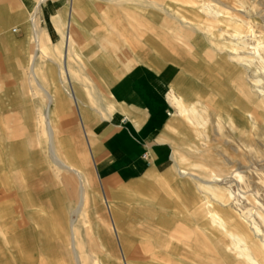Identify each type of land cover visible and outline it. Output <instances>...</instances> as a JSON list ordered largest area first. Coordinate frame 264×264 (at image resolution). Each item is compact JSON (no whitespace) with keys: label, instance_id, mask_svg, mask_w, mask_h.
Instances as JSON below:
<instances>
[{"label":"rangeland","instance_id":"1","mask_svg":"<svg viewBox=\"0 0 264 264\" xmlns=\"http://www.w3.org/2000/svg\"><path fill=\"white\" fill-rule=\"evenodd\" d=\"M33 1L24 12L12 13L4 7L5 0H0V22H5L4 28L11 32L14 42L25 40L22 25L15 18L31 11ZM138 1L133 5L82 0L75 17L88 35L110 34V42L128 56V61L137 59L148 64L157 53L164 60L158 73L168 84L174 83L179 89L185 85L191 97L207 101L214 117L209 115V124L204 127L186 124L175 130L177 116H172L174 111L168 102V127L174 134L170 142L173 161L169 158L172 148L159 142L140 176L155 169L148 183L162 200L153 207L142 196L123 197L118 210L127 212L122 210L115 216L121 244L113 235V245H85L78 254L87 261L79 264H159V257L166 258L165 264H248L233 258L232 253H237L233 248L238 250V246L233 245L231 234L243 236L258 263L264 264V254L259 251L264 241V0ZM209 8L218 12L217 17ZM236 36L242 45L230 51ZM5 37L0 32V124L1 116L12 119L10 124L15 118L21 123L26 107L38 110L34 105H39L41 93L27 89L23 93L20 85L26 78L19 67L20 56L4 45ZM87 41L92 39L87 37ZM30 47L22 52L26 58ZM91 47L95 49L90 55L100 49L98 44ZM43 57H48L45 52ZM113 71L118 76L129 74L120 67ZM94 118L99 120V115ZM23 122L22 133L9 138L23 148L19 165L10 169L6 157L0 158V264H78L62 220L64 198L55 179L56 166L46 148L38 146L32 122ZM79 135L89 163L90 185L104 197L91 167L88 136L80 125ZM179 153L191 159L188 169L195 177L189 188L177 192L186 203L183 206L181 200L170 197L165 184L170 170L180 166L176 157ZM208 172L221 175L216 191L221 201L197 188V184L202 187L205 180H210L205 175ZM182 209L185 215H193L186 229L180 230L190 237L171 231L176 230V217L181 216ZM214 213L224 220L223 228L212 223ZM94 216L100 223V216L89 212L90 219ZM166 218V226L161 227ZM90 222L85 228L95 223ZM256 228L260 230L257 237ZM91 234L93 241L96 238ZM164 240L171 242L168 248L161 244Z\"/></svg>","mask_w":264,"mask_h":264},{"label":"crops","instance_id":"2","mask_svg":"<svg viewBox=\"0 0 264 264\" xmlns=\"http://www.w3.org/2000/svg\"><path fill=\"white\" fill-rule=\"evenodd\" d=\"M11 1L5 0L3 6L7 11L14 13L24 12L32 0ZM107 1L128 2L133 5L140 2L138 0ZM33 2L31 11H26L24 17L20 15L19 18H15L17 23L22 25L24 42L12 40L11 32L4 28V21L0 22V32L7 37H5L7 43L4 45L11 46L21 57L18 63L26 78L20 85L23 93L25 89L41 93V99L37 102L39 105H34L38 110L35 108L29 110L26 107L22 119L26 124L32 122L38 146L45 147L51 158L52 156L54 158L52 160L56 166L55 179L62 187L64 198L62 220L69 232L76 262L85 263L87 259L80 258L78 254L85 245L99 244L102 248L107 246V242L113 245V235L121 244L122 235L117 230L115 216L122 210L127 212L125 209L118 210L122 206L123 197L142 196L153 207L159 205L162 200L157 189L148 183L152 181L150 175L155 169L151 168L142 177L140 176L149 166L159 142L165 148H172L170 142L174 134L168 127L170 120L168 96L171 94L177 98L184 105V109L188 106L189 111L193 109L196 118L193 121L191 115L182 114L177 111L174 103L169 102L174 111L172 116H177L174 119L177 124L173 127L175 130L179 126L185 128L186 124L192 127L208 125V116H212V108L207 101L204 103L200 98L191 97L185 83L183 89L177 88L174 83L168 84L161 72L158 73L164 60L157 53L153 54L155 57L151 58L148 64H141L137 59L128 61V56L112 45L109 40L110 34L107 36L92 32L88 35L75 17V9L82 4V0H34ZM87 37L92 41L84 42ZM93 44H98L100 49L90 55L95 49L91 47ZM26 47H30L28 58L22 53ZM43 47L48 56L46 58L43 57ZM7 63L10 64L9 61ZM119 67L129 74L115 75L113 69ZM1 107L3 105H0V112ZM13 115L17 117L16 113ZM97 115L99 120L94 118ZM16 119L10 124L12 119L1 116L0 133L2 132L3 135L0 136L3 137L2 139L0 137V158L6 157L10 169L19 165L18 160L23 149L9 140L23 130L24 122L20 123ZM79 125L88 136L86 140L92 163L90 165L103 188L104 197H101L90 185L89 163L83 151ZM220 128L222 132L221 123ZM41 137L42 142L39 140ZM28 150L32 153L31 148ZM172 156L173 148L169 154L170 160L173 161ZM177 156L180 166L170 168V179L165 184L170 197L181 200L183 206L186 203L184 199L177 197V192L189 188L190 181L195 177L188 169L191 159L184 153H179ZM205 175L210 180H205L202 187L197 184V188H203L215 200L221 201L216 195V191L220 189L221 175L216 173L209 175V172ZM138 177L141 179L135 181L139 179ZM89 212L100 216V223L95 221V216L90 219ZM179 213L181 216L176 217V230L171 229V231L190 237V234L182 233L180 230L186 229V224L193 215H185L183 209ZM68 214L71 215L70 218L67 217ZM259 219L262 221L260 216ZM92 220L95 223H91ZM86 222L91 223L88 229L85 228ZM166 222H168L167 218L160 223L161 227H165ZM212 223L222 228L225 224L216 213L212 216ZM259 231L256 228L255 235ZM90 232L95 235L96 239L93 241L89 238ZM171 233L168 236L172 238ZM230 236L233 238V245L238 246V250L233 248L237 251L235 254L232 253L233 258L235 256L236 259H242L248 264H263L258 263L255 253L249 249L243 236L236 234ZM161 244L168 248L171 242L164 240ZM259 249L264 254V241L260 242ZM158 262L165 264L166 258L159 257Z\"/></svg>","mask_w":264,"mask_h":264},{"label":"bare ground","instance_id":"3","mask_svg":"<svg viewBox=\"0 0 264 264\" xmlns=\"http://www.w3.org/2000/svg\"><path fill=\"white\" fill-rule=\"evenodd\" d=\"M209 11H210V13L212 14V16L215 18V17H217V15H218V12L216 11V10H214V9H210L209 8ZM68 33V32H67ZM36 34V33H35ZM205 36V35H204ZM235 39V41L234 42H232L231 43V45H230V48H229V50L230 51H233V49L236 47V45H238L239 43L238 42H240L241 40H240V37H235L234 38ZM39 41V40H38ZM240 46L242 45L241 43L239 44ZM72 94V93H71ZM70 97H71V95H70ZM48 99H49V97H48ZM168 101L169 102H171V103H174L175 105V107L177 108V111H179V112H181L182 114L184 113V115H186V116H190V117H192V119H193V121H195V114H194V110L192 109L191 111H189V106L187 107V108H185L184 109V105L181 103V102H179L178 100H177V98H175V97H173L171 94L168 96ZM50 103V102H49ZM186 107V106H185ZM191 107V106H190ZM48 117V116H47ZM231 119H232V117H231ZM232 122V121H231ZM50 124V123H49ZM48 124V125H49ZM219 130H221V128L219 129ZM49 132V131H48ZM50 135V134H49ZM51 153H52V151H51ZM52 155H53V153H52ZM52 158H53V156H52ZM54 159V158H53ZM55 162V161H54ZM60 162V161H59ZM180 174V173H179ZM78 179H79V177H77ZM65 180V179H64ZM67 182V181H66ZM217 183V182H216ZM80 193H82V192H80ZM82 202V201H81ZM86 203V202H85ZM85 210V209H84Z\"/></svg>","mask_w":264,"mask_h":264}]
</instances>
